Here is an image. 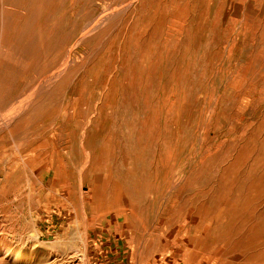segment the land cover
Wrapping results in <instances>:
<instances>
[{"label": "rangeland", "instance_id": "374dc122", "mask_svg": "<svg viewBox=\"0 0 264 264\" xmlns=\"http://www.w3.org/2000/svg\"><path fill=\"white\" fill-rule=\"evenodd\" d=\"M0 264H264V0H0Z\"/></svg>", "mask_w": 264, "mask_h": 264}, {"label": "bare ground", "instance_id": "6f19581e", "mask_svg": "<svg viewBox=\"0 0 264 264\" xmlns=\"http://www.w3.org/2000/svg\"><path fill=\"white\" fill-rule=\"evenodd\" d=\"M130 2V1H129ZM126 7V6H125ZM116 10V9H115ZM110 13V12H109ZM103 15V14H102ZM105 15H107L106 13H105ZM99 19V18H98ZM105 20V19H104ZM101 23V22H100ZM99 24V23H98ZM104 25V24H103ZM97 27H99V26H97ZM93 34V33H92ZM65 64V63H64ZM67 66V65H66ZM61 72V71H60ZM58 73V72H57ZM46 74V73H45ZM55 78V77H54ZM56 79V78H55ZM46 86V85H45ZM47 89V88H46ZM45 100V99H44ZM43 101V100H42ZM11 116V115H10ZM9 120V119H8ZM10 127V126H9ZM45 132V131H44ZM6 253V252H5ZM7 254L8 255H10V256H12V257H17V254L16 253H14V252H12L11 250L10 251H7Z\"/></svg>", "mask_w": 264, "mask_h": 264}]
</instances>
